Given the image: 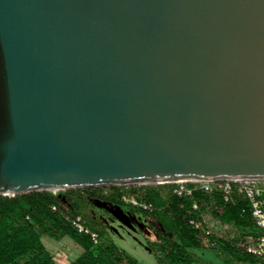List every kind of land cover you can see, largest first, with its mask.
<instances>
[{
    "label": "water",
    "instance_id": "obj_1",
    "mask_svg": "<svg viewBox=\"0 0 264 264\" xmlns=\"http://www.w3.org/2000/svg\"><path fill=\"white\" fill-rule=\"evenodd\" d=\"M206 178L264 180V0H0L1 196Z\"/></svg>",
    "mask_w": 264,
    "mask_h": 264
},
{
    "label": "trees",
    "instance_id": "obj_2",
    "mask_svg": "<svg viewBox=\"0 0 264 264\" xmlns=\"http://www.w3.org/2000/svg\"><path fill=\"white\" fill-rule=\"evenodd\" d=\"M112 192L69 190L66 206L51 192H31L14 196L0 195V264H56L41 241L45 235L53 240L70 239L81 252L70 264H145L123 252L105 237L95 215H87L91 207L89 198L129 209L145 221L140 230L157 264H200L197 257L208 247L217 246L239 263L264 264V258L247 254L242 244L248 237L258 234L250 215L249 205L239 196L225 202L219 192L194 191L191 196L177 197L171 190L165 195L148 189L137 199L149 203L153 209L145 211L132 208L121 200V187ZM76 191V192H72ZM195 204L196 209L192 206ZM51 206H57L52 210ZM208 209L210 215L224 225H231L241 233L242 244L235 246L230 239L216 238L208 233L201 214ZM80 216L86 227L96 232L98 244L88 235L78 233L70 224V218ZM194 220L196 225L189 223Z\"/></svg>",
    "mask_w": 264,
    "mask_h": 264
},
{
    "label": "rangeland",
    "instance_id": "obj_3",
    "mask_svg": "<svg viewBox=\"0 0 264 264\" xmlns=\"http://www.w3.org/2000/svg\"><path fill=\"white\" fill-rule=\"evenodd\" d=\"M262 184L264 186V182ZM110 188L111 187H97L72 190H80L78 193L81 194V192H84L83 195L86 196L88 192L94 190L107 194L113 191V189ZM148 189L158 190L161 194L165 195L171 190V185H132L121 187L120 192L141 198ZM52 194L55 198L68 206L69 203L66 200L71 195V191L53 190ZM89 202L91 203V207L88 208L87 215H95L98 218L100 227L104 230L107 239L115 243L123 252L137 260L145 264H157L154 254L149 250L142 235L139 233L140 230L148 233V230L145 229V221H141L135 217L134 214L126 208H122L125 211L126 217H124L123 220H119L113 214L119 206L107 202H98L97 199L93 198H89ZM55 207L57 209V206ZM201 218L208 232L216 238L225 240L230 239L235 246H241L243 243L240 232L236 231L231 225H224L218 222L210 215L208 209L202 212ZM41 241L56 264H70L81 252V249L66 237L53 240L42 235ZM204 252L205 254L197 257V261L200 264H245L235 261L231 255L217 246L208 247Z\"/></svg>",
    "mask_w": 264,
    "mask_h": 264
},
{
    "label": "built area",
    "instance_id": "obj_4",
    "mask_svg": "<svg viewBox=\"0 0 264 264\" xmlns=\"http://www.w3.org/2000/svg\"><path fill=\"white\" fill-rule=\"evenodd\" d=\"M264 180H210L206 182H179L166 183L171 185V192L177 197L191 196L194 191L211 193L217 191L221 194L223 201L232 202L233 196H239L247 201L250 209L251 220L258 234L248 237L242 244L243 250L254 257L264 258ZM125 187V186H120ZM121 200L124 204L140 210L151 211L152 205L137 199L135 196L122 193ZM56 210L55 206H51ZM193 209L197 206L193 204ZM71 226L81 234L88 235L94 245L98 244V234L90 230L84 224L80 216L68 219ZM190 224L196 225L194 220ZM209 233V232H208Z\"/></svg>",
    "mask_w": 264,
    "mask_h": 264
},
{
    "label": "bare ground",
    "instance_id": "obj_5",
    "mask_svg": "<svg viewBox=\"0 0 264 264\" xmlns=\"http://www.w3.org/2000/svg\"><path fill=\"white\" fill-rule=\"evenodd\" d=\"M210 180H212V179H208V178H206V179H188V180H178V181H175L174 183H179V182H206V181H210ZM219 180H236L237 181V180H244V179H219ZM138 185H156V184L150 183V184H138Z\"/></svg>",
    "mask_w": 264,
    "mask_h": 264
},
{
    "label": "crops",
    "instance_id": "obj_6",
    "mask_svg": "<svg viewBox=\"0 0 264 264\" xmlns=\"http://www.w3.org/2000/svg\"><path fill=\"white\" fill-rule=\"evenodd\" d=\"M203 221V220H202Z\"/></svg>",
    "mask_w": 264,
    "mask_h": 264
}]
</instances>
